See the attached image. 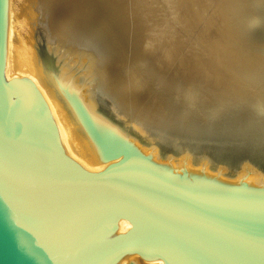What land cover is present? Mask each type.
I'll return each instance as SVG.
<instances>
[{
    "label": "bare ground",
    "instance_id": "bare-ground-1",
    "mask_svg": "<svg viewBox=\"0 0 264 264\" xmlns=\"http://www.w3.org/2000/svg\"><path fill=\"white\" fill-rule=\"evenodd\" d=\"M117 1L119 19L123 22L126 13L132 11L139 24L136 31L144 40V48L135 52L139 64L126 67L109 52L100 55L101 61H94L89 53V27L94 24L91 26L89 21L95 16L89 18L93 13L89 0H6L3 74L18 79L29 90L55 130L58 147L84 170L100 172L106 162L73 112L77 103L95 125L117 136L152 166L192 191L214 201L264 198V171L256 162L258 157L264 159V0ZM15 6L21 9L20 14ZM163 14L167 26L158 19ZM22 15L26 19H20ZM21 21L26 26L24 40L15 31ZM217 21L221 24L216 26ZM37 30L46 36L47 51L58 73L56 80L37 55ZM100 34L96 36L103 38ZM126 38L124 35L121 40L122 48ZM122 52L119 49L115 58ZM139 74L151 79L143 81ZM146 88L156 89L159 96L170 100H180L185 111L180 108L184 112L178 118L187 123L173 124L167 115L174 107L171 102H165L171 108L163 102L158 104V96H154L156 104L149 100L150 107L162 113L165 120L151 119L149 107V118L142 115L147 108L141 110L140 100L150 95ZM100 105H108L114 120L130 128H120L102 115ZM144 135H153L145 147L133 137ZM154 137L177 146V153H186L162 162L164 153ZM209 151L236 152L241 159L238 169L232 172L223 163L217 165L219 162L212 161ZM119 260L121 264L135 263L126 255Z\"/></svg>",
    "mask_w": 264,
    "mask_h": 264
},
{
    "label": "water",
    "instance_id": "water-1",
    "mask_svg": "<svg viewBox=\"0 0 264 264\" xmlns=\"http://www.w3.org/2000/svg\"><path fill=\"white\" fill-rule=\"evenodd\" d=\"M5 4L0 0V264H121L125 255L130 264H264V198L214 201L192 191L95 125L79 103L73 112L106 166L90 172L66 157L29 90L3 77ZM152 139L162 151H178ZM209 152L229 171L240 164L236 152ZM257 160L264 171V159Z\"/></svg>",
    "mask_w": 264,
    "mask_h": 264
},
{
    "label": "rangeland",
    "instance_id": "rangeland-1",
    "mask_svg": "<svg viewBox=\"0 0 264 264\" xmlns=\"http://www.w3.org/2000/svg\"><path fill=\"white\" fill-rule=\"evenodd\" d=\"M89 2H91L92 4H90L89 3V10H92L93 11V13H89V18L91 17V15L92 14H94V16L95 17H97L98 16V20L95 18V17H93V15H92V17L93 18H90V21H89V24L92 26L93 24V26H95V25H97V26H95V27H97V28H99L98 30H101L100 32H101V34H104L103 35V38H102V36H100V38H102V39H100L99 37H97L99 34H100V32H98L97 31V29H95V27H89L90 29H89V53H91L92 55H93V57H94V61L95 60H99V61H101V56H102V54H104L105 52H109V53H112V54H114V55H118V50L119 49H121V50H123V52H122V56H120L119 58L117 57V58H115V56L113 55V57H114V60H116V59H118L122 64H124V66H126V67H133V64L134 65H136V64H139L140 63V61H138V59H137V57H135V52L137 51L138 52V50L140 51V49L142 50L143 48H144V40H141L140 39V37H138V34H137V25H139V24H136V19H135V14L132 12V11H130V12H128V13H126V15L123 17V22L121 21V19H119V8H118V3H119V1H117V0H89ZM113 2V3H112ZM209 2V1H208ZM208 2H207V4H208ZM100 3V4H99ZM101 3H103V4H101ZM97 5V6H96ZM98 5H100V6H98ZM109 5H113L111 8H108V6ZM93 6V7H92ZM96 6V7H95ZM105 7V8H104ZM118 9H117V8ZM15 8H17L16 6H15ZM95 9V10H94ZM96 11V12H95ZM104 11V12H103ZM17 12H19V14H20V12H21V9L19 8H17ZM90 12V11H89ZM99 13V14H98ZM97 14V15H96ZM100 16V17H99ZM101 17H105V18H101ZM130 17V18H129ZM26 19V17L25 16H21L20 17V19ZM95 18V19H94ZM100 18V19H99ZM156 18V17H155ZM91 19H94V23H92V21L93 20H91ZM102 19H103V21H102ZM104 19H107V21L106 20H104ZM157 19V18H156ZM158 19L159 20H162L163 22H162V24L164 25V26H167L168 25V23L166 22V19H167V16H165V14H163V15H160V16H158ZM95 20H97L96 22H95ZM102 21V22H101ZM97 22H99V23H97ZM111 22V23H110ZM19 23V24H18ZM17 23V25H15V31H16V33L18 34V37L22 40H24L25 39V35L27 34L26 33V29H25V25H23L22 24V21L21 22H18ZM97 23V24H96ZM104 24V25H102V24ZM106 23H110V25H106ZM21 24V25H20ZM101 24V25H100ZM111 24H113L112 26H111ZM221 24V22H219V21H217L216 22V26L217 25H220ZM89 25V26H90ZM100 25V26H99ZM119 25V26H118ZM111 26V28H112V30H111V28H108V27H110ZM114 26V27H113ZM18 27V28H17ZM24 27V28H23ZM100 27H101V29H100ZM91 28L92 29H94L93 31L91 30ZM17 29V30H16ZM114 29H116L115 31H114ZM219 29V28H218ZM102 30H104L103 32H102ZM107 30V31H106ZM122 30V31H121ZM91 31V32H90ZM120 31V32H119ZM133 31V32H132ZM174 32H176V29H174L173 30ZM36 33L34 34V39H35V45L37 46H35V48H36V52H37V55H38V57H39V59H40V61H41V63L45 66V67H47L48 68V70H49V76L50 77H52L54 80H56L57 79V77H58V73H57V69H56V66H55V63H54V58H53V56L47 51V41L45 40L46 39V36H45V34H44V32L43 31H39L38 32V30L37 31H35ZM93 32V33H92ZM96 32H98V33H96ZM114 32H116V33H114ZM121 33V35L119 34V33ZM122 32H123V34H122ZM128 33V34H127ZM98 34V35H97ZM100 34V35H101ZM111 34V35H110ZM115 34V35H114ZM117 34V35H116ZM130 34V35H129ZM93 35L96 37V39H95V37H93ZM97 35V36H96ZM124 35L127 37L126 39H125V45H124V47L122 48V45H121V40L123 41V37H124ZM105 36H107L108 38H106ZM120 36V37H119ZM105 37V38H104ZM109 37H110V39H109ZM118 37V38H117ZM115 38V39H114ZM98 39V40H97ZM99 39H100V41H99ZM104 39V40H103ZM105 40H107V41H105ZM44 41H46V43L44 42ZM102 41L104 42V43H102ZM109 41V42H108ZM135 41V42H134ZM116 42V43H115ZM120 42V43H119ZM142 42V43H141ZM105 43L106 44H109V43H111L112 44V47H111V44H110V46L109 45H105ZM140 43V44H139ZM102 44V45H101ZM114 44V45H113ZM105 45V46H104ZM46 46V47H45ZM107 46V47H106ZM105 48H107V49H105ZM111 48V49H110ZM115 50V51H114ZM111 51V52H110ZM114 52V53H113ZM210 52H214L212 49H210ZM92 55H89V56H92ZM101 55V56H100ZM243 56V54L242 53H240V57H242ZM103 57V56H102ZM127 57H129V58H127ZM125 59V60H124ZM129 61V62H128ZM132 61V62H131ZM127 63V64H126ZM131 65V66H130ZM142 71V70H141ZM143 75V76H142ZM139 74V75H137V76H140L141 77V80H145L146 79V76H144V74ZM258 75V74H257ZM3 77H4V79L7 81V77H6V75H5V72H4V74H3ZM142 77H144V78H142ZM258 77H259V75H258ZM151 79V76H147V81H149ZM143 80V81H144ZM146 91H148V89L146 88V90H145V92ZM147 94H149L150 93V95L153 97V98H151V96L150 95H148L149 96V98H147V97H145V99H144V96H143V99L142 100H140V101H142V103L140 102V105L142 106V109L141 110H143V108L145 107V111H149L150 109H151V111H149L150 113H153V115L151 114V115H149L150 113L148 112L147 114H144V113H146L145 111H142L143 112V114H142V112L140 111V113L142 114V115H144V116H146V118L148 117L149 118V116H150V118L151 119H155V120H157V121H159V120H165L164 118V116H163V114L161 113V114H159L158 113V111H156V110H154V112H157V113H155L157 116L159 115V117H153V116H156L155 114H154V112H153V108H151L150 107V105H151V103L152 104H154L156 101L155 100H157V98L155 99V97L156 96H158L159 98V100H157V103L158 102H163V104L164 105H168L167 103H169V102H171V103H169L171 106H172V108H173V110L172 111H170V113L167 115V117L171 120V122L173 123V124H178V125H185L187 122H185V120L186 119H183V120H181L180 118H178L180 115H183V112L185 111V107H183L184 105H182V103L180 102V100L179 101H177L176 99L174 100V99H172V100H170L171 98H166L165 96H163V95H161V96H159V94H158V91L156 90V89H151L150 91H148V92H146ZM155 96V97H154ZM161 99H163V100H161ZM169 99V101H167V100ZM149 100H150V102L151 103H149ZM151 100H153V102L151 101ZM165 102H167V103H165ZM156 104V103H155ZM159 104V103H158ZM152 106V105H151ZM171 106H169L168 105V108L170 107L171 108ZM102 107H104L103 105H102ZM148 107H149V110H148ZM110 108V107H109ZM104 109V111H106V112H110V113H112V110L111 109ZM155 109H157V107L155 106L154 107ZM180 108H184L183 110V112H182V110H180ZM169 110H171V109H169ZM178 110H180L179 111V114H177L178 113ZM99 111H100V113L102 114V115H104L105 117H109V116H107V114L103 111V109H101V107H99ZM176 112V114H174ZM182 112V113H181ZM104 113V114H103ZM149 115V116H148ZM112 119V118H111ZM167 119V118H166ZM109 120H110V118H109ZM110 121H112V122H114V124L116 123L117 125H119V127H120V125L121 124H118V122H116L115 120H114V117H113V119L112 120H110ZM188 121V120H187ZM124 127V128H123ZM120 128H123V129H126V130H128L130 127H128V126H125V125H121V127ZM185 131H188L187 129L185 130ZM185 134L187 133V132H184ZM145 137H136V136H133L135 139H136V141L138 142V143H140L142 146L144 145V147H145V144H146V142H149V140H150V137H147L146 135H144ZM145 143V144H144ZM151 147H153L152 145L151 146H146V148H148V149H146V150H149ZM162 151V150H161ZM161 153V152H160ZM162 153H164L163 154V157L162 158H164V160H161L162 162L163 161H165V159L167 158V157H173V158H180V157H182V156H184V154L186 153V152H180V153H177V152H172V151H162ZM217 165H221L220 163H217ZM223 165H225V164H223ZM226 167H227V165H225ZM239 166V165H238ZM238 166H236L234 169H233V167L232 168H230V170L233 172L235 169H238L237 167ZM220 167V166H219ZM214 171V170H213ZM235 173L237 174L238 173V171H235ZM227 178V177H226ZM234 177H232V178H227V179H233Z\"/></svg>",
    "mask_w": 264,
    "mask_h": 264
}]
</instances>
